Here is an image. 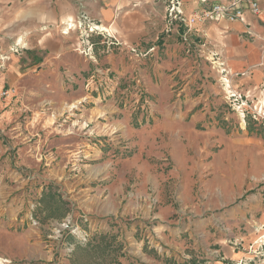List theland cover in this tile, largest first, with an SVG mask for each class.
<instances>
[{
  "label": "crops",
  "instance_id": "crops-1",
  "mask_svg": "<svg viewBox=\"0 0 264 264\" xmlns=\"http://www.w3.org/2000/svg\"><path fill=\"white\" fill-rule=\"evenodd\" d=\"M229 1L181 0L188 30L179 23L169 28L168 0H0V141L20 144L34 140L40 129L49 133L51 110L61 112L87 97L85 81L95 66L75 51L79 32L62 33L86 16L121 44V51L113 48L111 53L96 48L101 65L123 87L138 74L152 101L148 114L135 118L117 96L106 102L93 97V119L88 120L107 115L110 128L122 129L131 152L145 156L148 147L167 150V165L175 170L188 165L183 140L204 129L206 145L220 147L211 169L228 172L221 180L233 188L234 200L246 196L227 219L230 233L220 230L210 238L215 248L208 264H259L264 246V124L251 117L243 121L229 107L222 70L234 89L252 100L264 99V0L260 16L246 12L242 21L195 18ZM130 49L147 55L136 65ZM214 53L223 67L209 62ZM46 135H40L35 147L25 143L26 148L39 149ZM159 138L168 141L160 146ZM165 157L162 153L157 160L162 163Z\"/></svg>",
  "mask_w": 264,
  "mask_h": 264
},
{
  "label": "rangeland",
  "instance_id": "rangeland-1",
  "mask_svg": "<svg viewBox=\"0 0 264 264\" xmlns=\"http://www.w3.org/2000/svg\"><path fill=\"white\" fill-rule=\"evenodd\" d=\"M91 42L93 58L82 53L80 38L75 49L95 66L85 81L87 97L74 108L51 110L50 132L40 129L38 141L25 142L35 147L47 133L46 143L38 149L0 141V264H208L210 238L230 233L227 219L246 196L234 200L221 180L228 172L211 169L220 147L206 145L202 128L183 140L188 165L175 170L166 148L136 155L107 115L89 121L93 97L117 96L135 118L152 104L138 74L123 87L101 65L96 48L106 50L105 39L94 35ZM259 253L264 264V246Z\"/></svg>",
  "mask_w": 264,
  "mask_h": 264
},
{
  "label": "built area",
  "instance_id": "built-area-1",
  "mask_svg": "<svg viewBox=\"0 0 264 264\" xmlns=\"http://www.w3.org/2000/svg\"><path fill=\"white\" fill-rule=\"evenodd\" d=\"M261 2L262 0H230L227 4H214L210 9L195 15V18L197 17L204 21L215 22L242 21L244 20L246 12L260 16L262 13ZM168 3L166 14L169 28H173L175 23H179L190 30L191 27L187 24L186 19L183 17L181 0H168ZM70 30L78 31L80 40L86 43V48L82 51L85 56L91 58H93V56L95 57L93 53L94 44L91 42V37L94 35H100L105 39L106 53L113 52V48H118L119 50L121 49V44L114 41L106 29L101 28L96 23L90 21L86 16H81L74 24L66 27L65 31L62 33L68 34ZM130 51L134 54L133 56L137 58L138 62H140L141 59L147 55L139 53L136 49H130ZM211 57V59L209 58V62L213 66L223 67V64L220 63L218 54H211ZM222 74L225 99L229 107L237 113L243 121H245L247 117H251L254 121L264 124V99H250V97L246 94L233 88L230 79L227 77L225 69L222 70Z\"/></svg>",
  "mask_w": 264,
  "mask_h": 264
},
{
  "label": "bare ground",
  "instance_id": "bare-ground-1",
  "mask_svg": "<svg viewBox=\"0 0 264 264\" xmlns=\"http://www.w3.org/2000/svg\"><path fill=\"white\" fill-rule=\"evenodd\" d=\"M71 108H74V106H71ZM71 108H70V109H71Z\"/></svg>",
  "mask_w": 264,
  "mask_h": 264
}]
</instances>
